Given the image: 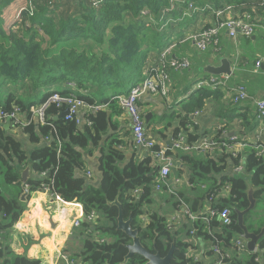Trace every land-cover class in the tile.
Segmentation results:
<instances>
[{
    "label": "trees",
    "instance_id": "16d2710c",
    "mask_svg": "<svg viewBox=\"0 0 264 264\" xmlns=\"http://www.w3.org/2000/svg\"><path fill=\"white\" fill-rule=\"evenodd\" d=\"M12 1L0 0V110L12 112L13 106H17L31 123L20 129L19 137L6 126L0 128V181L3 178V183L10 188L6 194L0 183V264H43L41 260L17 254L9 243V234L28 210L32 195L44 192V187L67 203L77 202L83 206L86 217L82 218L80 228L73 232L70 248H64L63 254L69 259H80L89 264L124 262L127 246L132 241L118 230L119 208L109 205L118 199L125 220L133 219L132 227L139 231L145 247L151 249L155 242L156 251L165 257L172 244L175 245L172 264H202L188 255L190 244L185 239L194 235L212 246L219 245L223 251H231L227 264H264V236L254 253L248 250L238 253L232 244L242 233L235 210L243 211L250 206L248 182L258 189L255 192L257 205L264 198V158L257 156L256 147L246 148L244 154L237 157L224 149L204 154L168 152L167 155L178 161V171L185 172L194 186L190 190H177V195L171 196L173 207L179 209L184 201L192 214L200 216L203 204L209 201L216 212L229 208L233 220L232 225L224 226L216 216L209 223L192 222L186 216L179 228L171 229L168 217L153 208L156 195L151 186L155 185L159 174L158 166L149 156L143 161L128 159L121 135L123 128L113 120L121 114L117 97L127 95L132 87L145 79V68L151 63L147 64L150 54L157 53V57L183 37L186 25L183 10L187 5L177 3L174 9L172 0H104L97 9L91 6V0H75V12L63 18L58 15L60 5L46 3L36 6L32 14L29 11L22 14L21 26L29 24L32 30L37 26L42 34L34 31L30 34L26 26L25 34L20 36L4 30L2 15ZM191 1L200 6L205 1L218 7L231 5L238 8L237 14L249 12L255 16V8L248 5L247 0ZM144 12L148 14L143 15ZM258 20L255 18L254 22ZM260 24L264 25V20H260ZM80 38L101 45L107 41L108 52L97 55L92 51L71 49L50 55L51 47ZM244 41L249 44L252 38H244ZM242 76L240 71H235L233 79L237 78L236 83L241 84ZM55 93L62 97L75 95L88 105L102 108L87 116L91 126L87 123L79 126L74 120L60 117L65 107L58 108L51 103L44 112V122H41L32 109L43 105ZM225 95L223 90H194L182 102L181 110L164 114L162 119L167 124L160 130V136L166 137L165 132L171 126L168 121L177 118L181 122L172 131L173 137L181 131L188 132L191 115L203 110L210 100L215 102L216 109L227 113L217 111L222 124L228 126L236 119H242V126L250 133L254 129L253 122L257 124V117L246 123L248 118H243L240 111L251 107L231 104L226 107L223 103ZM200 138L202 136L196 132L189 133L192 144ZM215 139L228 141L229 132L224 135L220 130ZM159 149V146L153 148L154 151ZM94 159L98 161V183L86 177L88 164ZM240 165L243 172L233 173V168ZM26 168L35 177L30 176L24 184L22 173ZM200 185L206 189H200ZM227 185H230L228 196L217 199ZM25 189L29 194L23 201ZM138 189L141 193L132 197ZM33 198L32 210H42L40 198H45L46 205L52 208L53 201L49 197L37 194ZM93 212L96 223L89 221ZM253 212L245 215V224L258 234L264 227V216L253 221ZM62 214H65L63 208ZM142 217H146V222ZM63 218V229L68 231L70 221ZM145 263L143 257L135 255L127 264ZM58 264L66 262L61 259Z\"/></svg>",
    "mask_w": 264,
    "mask_h": 264
},
{
    "label": "crops",
    "instance_id": "0c3cea01",
    "mask_svg": "<svg viewBox=\"0 0 264 264\" xmlns=\"http://www.w3.org/2000/svg\"><path fill=\"white\" fill-rule=\"evenodd\" d=\"M247 1H249L248 5H250L251 3L253 5L256 4L255 0H247ZM11 3L18 5L20 1L14 0ZM11 3L6 7L5 11H7V9L10 8V6L12 5ZM69 5L75 7L76 4L73 0H69ZM234 8L238 9L235 6ZM62 10H63V6L60 5L59 12ZM184 23L186 24L184 28L189 27L190 29L188 28V30H190L191 33L195 31H200L202 30L203 27L213 25L215 23V20H213V18L211 17H202L199 19L196 18L195 15L193 19H188ZM239 39L241 46H238ZM238 40L237 42H234L226 35H224L221 39V51L218 53L214 51L212 57L213 59L201 65L204 74H201L199 71L195 70V68L198 66V63L195 59H189L191 61V68L187 71L178 73L176 71L171 70L170 73L172 80L171 83L172 92L168 98H163L160 95L155 96L151 94H146V96L140 102V106L142 108V112L144 113L146 131L153 140H155L158 144L167 145V142H171L175 138L172 135V131L180 125L181 119L177 118L173 122L168 121V123H170L171 126L167 128L165 132L166 137L163 138L162 136H160L159 132L160 130L162 131L166 127L167 121L162 119V117L166 113L170 114L173 111L181 110L182 102L188 99L189 96L192 94V92H194L195 90L196 85H193V88H191L192 84H194L195 82L197 84L198 81L203 80L208 76H210V74L205 72V68L207 66H221V60L223 58H227L228 60H230L233 72L240 71L243 74L242 76L243 83L242 82L240 83L244 84L248 88L250 96L255 98L264 97V64L262 66L261 71L260 70L256 71L254 66L255 60H258L260 58L264 59V43L260 44V41L264 40V31L263 30L258 31L257 35H255L252 38V42L249 44L244 41V37L239 36ZM188 45H192L195 47L193 42L188 40L187 36H183L182 38L176 40L174 44L170 45L173 46L171 56L173 58H178V59L188 58L185 54L186 47ZM106 48H107V41L105 42L104 45H101L94 42L93 40H85L81 38L73 39L64 43H59L56 46L51 47V56L58 55L59 52H61L62 50H71V49H76L81 51H92L97 55H100L105 52ZM156 55L157 53L150 54L147 64L149 63V61L153 60L156 57ZM214 56L219 58L217 60H214ZM236 57H238L239 59L236 60ZM233 76L231 79V84H237L236 80L238 79L237 78L236 80L233 79ZM223 103L225 104L226 107L230 106L231 104L230 101L227 100L226 95L224 96ZM145 105H149L147 109H145L144 107ZM242 107L244 108L251 107L250 109H247V111H240V115L243 118H248L246 123H249L250 121L253 122L256 116L255 106L251 103H247L242 105ZM119 108L121 109V114L113 117V120L117 121L120 124V127L123 128L121 135L124 140L125 151L127 152L128 159L134 158L136 161H143L148 156L152 157L151 152L148 149L143 147L138 148L135 146L133 140L134 138L131 132L129 116L125 111H123V109L120 106ZM218 110L224 112V114H227L225 111H223V109L220 108L216 109L215 102L210 100L206 103L205 108L201 110L202 113L200 115L198 116L191 115V119L188 124L191 125V127H189L190 129L187 132L188 143H190L189 133L196 132L197 135L202 136L199 142L193 144V145H199L204 140H207L209 138H216L217 132L222 130L224 135L227 132H229V139L230 137H238L241 145L242 146L244 145V147H241L240 143L235 144L236 149L240 151V154H244L246 148L250 146L256 147L257 145L256 142L258 139L260 143L264 146V121L261 122L256 119L257 124L254 121L253 122L254 129L250 133H248L246 132L245 127L242 126V119H236L234 123H231L228 126L222 124L220 118H218L217 116ZM148 114L151 115L149 122L146 121V116ZM156 115L161 116L159 122L154 121V117ZM6 129H9L13 134H16L18 137L21 136L22 131L20 129L9 128V126H6ZM216 151L217 150H215V152ZM174 152L175 154L180 153V151H174ZM192 152H197V151H192ZM215 152L213 151L212 153ZM198 153L204 154L203 151ZM176 162L177 163L175 168L172 169L169 175L170 187L166 186L161 191V192H167L170 196L177 195L176 192L177 190L185 191L194 188V186L190 185L186 173L178 171L177 168L178 161L176 160ZM97 166H98V161L96 159L92 160L88 164L87 171L92 172L93 179H94V174L99 175ZM229 171L231 172V170ZM233 173L235 172L233 171ZM178 179H181L182 181L179 184L176 183ZM200 189L204 190L206 189V186L200 185ZM229 189H230V185H229ZM172 192H175L176 194H173ZM140 193H141V189H140ZM153 193L156 195V201L153 204V208L160 214H163L164 216L168 217L169 223L175 215L180 213L179 210L183 207V204L187 205L184 201H181L182 202L181 207L179 209H175L172 205L173 203L171 199L159 200L158 195L160 192H155L154 190ZM37 194H39L41 197L47 196L55 200L47 192L34 193L30 201L28 202V210L23 214L19 222L20 224H17L14 230L12 231V233L9 234V243L11 244V247L14 249V251L19 255H25L28 256L29 258L41 260L43 264H58L61 260L60 256L63 255L64 253V248L65 247L70 248L73 232L76 229L80 228V227L73 228L72 224L74 220L79 219L81 221L82 218H84L83 206L81 204L74 202L65 203L62 205L61 208L64 209L63 213L65 214L61 213V215L66 217L70 221L68 231H64V229H62L61 227L60 217H58L57 213L54 212V210L51 207H49V205H46L45 198H40L42 210L33 212L31 208V202L34 199L33 197ZM228 194L229 191L225 192L223 190L218 194L217 199L224 198L228 196ZM203 205H204L203 206L204 210L202 213H207L211 209L209 201L205 202ZM170 206H172L173 212L169 215H166L165 213L166 211H169ZM185 218L186 216L183 217L181 223L176 228H179L182 225V222ZM142 219L146 222V217H142ZM22 223L24 224V226L27 227L26 229L23 225H21ZM94 223L96 222L94 221ZM89 233H92V230L91 231L89 230ZM185 240L190 244V247L188 249L189 256L195 257V259H198V261L201 262L202 264H213V262L216 259V255L213 254L212 248L210 251H208L206 241H203L202 239L195 237V235L189 238L187 237V239ZM207 252H210V254L205 255V253ZM229 253L231 254V251ZM70 260L73 261L75 264H89L82 262L80 259H70Z\"/></svg>",
    "mask_w": 264,
    "mask_h": 264
},
{
    "label": "built area",
    "instance_id": "2783aa9c",
    "mask_svg": "<svg viewBox=\"0 0 264 264\" xmlns=\"http://www.w3.org/2000/svg\"><path fill=\"white\" fill-rule=\"evenodd\" d=\"M21 6L12 4L9 10L4 11L2 18L4 20L5 30L15 31L17 28H21L23 21V12L29 11L31 14L38 5L48 3L49 5H61L63 2L69 0H19ZM75 2V0H73ZM104 0H91L90 4L94 8H99ZM173 8L176 4L187 5V9L183 10V18L187 16L196 15V18L211 17L215 20V23L211 26L203 27L200 31L191 32L187 35L188 40L193 42L195 47L201 52H207L209 49H213L216 53L221 51V39L224 35L230 38L232 41L237 42L239 36L246 39H251L255 36L256 32L264 30V25L260 24V20H264V0H255L256 4L252 3L250 6L255 8V16L249 12L244 14H237V9L231 5H225L218 7L216 4L205 1L204 5L200 6L195 4L191 0H172ZM245 7H243L244 9ZM248 9V6L246 7ZM148 14L144 12L143 15ZM254 16V17H253ZM259 19L258 22H254V19ZM173 46L166 47L160 55L151 60L145 68V79L138 85L131 88L127 95H121L117 97L119 106L125 111L130 119L131 132L135 146L138 148H146L151 152L152 159L156 166L159 168V174L155 179L154 190L155 192H161L164 187L169 186V175L173 168L176 166V160L174 156L167 155L168 152L180 151V152H192L197 151L204 153L213 152L215 150L224 149L227 153L237 157L240 151L236 149V145L239 142L238 137H230L228 141L217 142L215 138H209L204 140L199 145H193L188 143V135L186 131L179 132L177 136L171 141L172 148L168 145L158 144L153 140L146 131L144 113L140 106V102L146 96V94L160 95L163 98H168L172 92L171 88V73L170 71H176L182 73L191 68V61L188 58H173L171 56ZM239 59L236 57V60ZM264 64V59L260 58L256 61L255 70L261 71ZM235 70V69H234ZM232 76L229 75H210L207 78L197 82L195 90L201 88H209L212 90H223L226 94L227 100L233 105H244L251 103L255 106L256 117L258 121H264V97L255 98L250 96L248 88L244 84H231ZM70 87H74L73 84H69ZM54 103L58 108L65 107L63 112L68 111L66 120H74L77 125L84 126L86 123L88 126L92 125V122L87 117L92 112L100 110L102 107L97 105H88L75 95L68 97H62L59 93L53 94L47 102L38 108H33L32 113L38 117V120L44 122V112L48 105ZM202 111H197L192 116H198ZM31 123L27 120L25 115L21 113L20 108L13 106L12 112H5L0 110V128L3 126H10L15 129H22ZM191 125H188L190 129ZM257 156L264 158V146L260 143L259 139L256 142ZM159 146L158 151H154L153 148ZM241 147L242 146L240 143ZM235 173L243 172V166L240 165L234 169ZM45 175V174H43ZM86 177L90 180L93 178V174L90 171L86 172ZM181 179H178L176 183H181ZM192 185V184H190ZM224 191H229V185L224 188ZM44 192L50 194V189L44 187ZM176 194L175 192H172ZM140 194V189L136 190L132 197ZM51 195V194H50ZM55 200L65 204L67 202L61 200L58 196L51 195ZM77 203V202H74ZM80 204V203H78ZM64 210V209H63ZM180 213L175 215L169 223L171 229L176 228L182 221L184 216H187L191 221L196 222L202 220L209 223L214 216L218 217L221 225L230 226L233 223L231 218L232 212L229 208H224L220 212H216L210 209L207 213H203L202 217L192 214L189 207L183 204V207L179 210ZM84 215V214H83ZM95 213H91L89 221L96 220ZM145 219V218H143ZM20 224V223H18ZM81 221L76 219L73 221L72 227L79 228ZM16 227V226H15ZM25 229L27 228L24 226ZM194 232H192L193 234ZM233 250L238 253H244L247 251V244L243 238L236 237L233 241ZM213 254L216 255V259L213 264H227L226 260L231 258L229 252L223 251L219 245L212 246ZM66 264H75L64 254L60 256ZM195 259V257H194ZM198 261V259H195Z\"/></svg>",
    "mask_w": 264,
    "mask_h": 264
},
{
    "label": "water",
    "instance_id": "95a60500",
    "mask_svg": "<svg viewBox=\"0 0 264 264\" xmlns=\"http://www.w3.org/2000/svg\"><path fill=\"white\" fill-rule=\"evenodd\" d=\"M205 72H207L210 75H229L233 76L234 72L232 70L231 62L227 58H223L221 60V66H207L205 68ZM68 115V111L63 112L60 117L65 118ZM151 115L148 114L146 116V121L149 122ZM167 145L169 148H172V143L167 142ZM34 178L35 175H30V169L26 168L22 173V180L25 184L29 177ZM154 191V186H151ZM258 189L254 188L250 182H248V191L247 195L249 198L250 206L246 210L239 211L235 210L237 219H238V225L240 226L242 233L237 235L236 237L243 238L247 244V250L250 253H254L258 250V243L259 240L264 236V227L262 228L261 232L258 234L252 232L249 230L248 226L245 224V215L248 214L250 211L255 210L257 206L258 199L255 198V192ZM29 194L28 189H25L24 194L22 196V200L24 201ZM110 206H117L119 208V216L117 219L118 222V230L122 231L125 235H127L131 239V244L127 246L128 248V254L125 257V260L122 264H127L130 259L133 258L135 255H139L143 257L146 261L145 264H172V260H174V250L175 245L172 244L168 254L165 257H162L160 252L156 251V244L153 242L152 248H147L141 243V239L139 237V231L137 229H134L132 227L133 219L129 218L128 220H125L123 216V210L122 205L118 201H114L113 203L109 204ZM83 217H86L84 214ZM155 252V253H154Z\"/></svg>",
    "mask_w": 264,
    "mask_h": 264
},
{
    "label": "rangeland",
    "instance_id": "374dc122",
    "mask_svg": "<svg viewBox=\"0 0 264 264\" xmlns=\"http://www.w3.org/2000/svg\"><path fill=\"white\" fill-rule=\"evenodd\" d=\"M18 5L21 6V2L18 3ZM61 5L63 6V10L60 11V12L58 13V15L61 16V17H63V18H66L69 14H73V13L75 12V10H76V8H75L74 6L69 5V1L63 2ZM8 10H9V8L7 9V11H8ZM7 11H6V12H7ZM193 18H194V15H192V16H187V17L185 18L184 22H185L187 19H193ZM26 26L28 27V28H27V32H28V33L31 34V33L34 31V32H36V33H40V34H42L41 31H40V29H39V27L35 26V29L32 30L31 28H29V24H27ZM26 26H24V25L21 26L20 30H19V28H17L14 32H12V34L20 35V36L24 35V34H25V30H26V29H25ZM188 28H189V27L184 28V31H183V33H182V36H187V35L190 33V30H188ZM189 29H190V28H189ZM4 30H5V29H4ZM5 31H6V30H5ZM6 32H8V31H6ZM263 43H264V40H261V41H260V44H263ZM233 45H234V44H233ZM105 46H106V45H105ZM238 46H241V44H240V39L238 40ZM234 47H235V46H234ZM107 52H108V48L105 49V52H104V53H107ZM213 52H214L213 49H209L207 52H201V51H199L196 47H194V46H192V45H188V46L186 47L185 54H186V56L188 57V59H195V60L197 61L198 66L195 68V70L199 71L201 74H204L201 65L213 59V58H212V57H213ZM53 54H54V53H53ZM50 55H51V53H50ZM214 55H215V54H214ZM218 58H219V57H218ZM218 58H217L216 56H214V60H217ZM193 85H196V82H195L194 84H192V87H191V88H193ZM195 87H196V86H195ZM39 99H41V97H40ZM148 106H149V105H145V106H144L145 109H147ZM160 118H161V116L156 115V116L154 117V121H155V122H159ZM92 179H93V178H92ZM93 181L96 182V183H98V182L100 181V175H98V174H94V179H93ZM0 183H1V185H2V188H3L4 192H5L6 194H8L9 191H10V188H9L7 185H5V184L3 183V178H1ZM158 198H159V200H160V199H164V200L167 199V200H168V199H171V196H170L167 192H160L159 195H158ZM171 200L174 201V199H171ZM175 200H176V199H175ZM172 209H173L172 206H170L169 211H166L165 214H166V215L171 214V213L173 212ZM33 210H34V212H37V209H36V208H33ZM263 216H264V198H263L262 200L259 201V203H258L256 209L254 210V212H253V214H252L251 219H252L253 221H258V220H261ZM96 219H97V218H96ZM206 242H207V249H208V251H210L211 248H212V245H211L210 242H208V241H206Z\"/></svg>",
    "mask_w": 264,
    "mask_h": 264
},
{
    "label": "bare ground",
    "instance_id": "6f19581e",
    "mask_svg": "<svg viewBox=\"0 0 264 264\" xmlns=\"http://www.w3.org/2000/svg\"><path fill=\"white\" fill-rule=\"evenodd\" d=\"M49 199H51V198H49ZM51 200L53 201L52 202V208H53L54 212L57 213L58 217H60V223H61V227L63 229V227H64V218L61 215V213H62V208H61L62 205H61V202L56 201V200H53V199H51ZM59 212H60V214H59Z\"/></svg>",
    "mask_w": 264,
    "mask_h": 264
},
{
    "label": "flooded vegetation",
    "instance_id": "af4514ba",
    "mask_svg": "<svg viewBox=\"0 0 264 264\" xmlns=\"http://www.w3.org/2000/svg\"><path fill=\"white\" fill-rule=\"evenodd\" d=\"M153 246V245H152ZM66 256V255H65Z\"/></svg>",
    "mask_w": 264,
    "mask_h": 264
},
{
    "label": "clouds",
    "instance_id": "9594fccd",
    "mask_svg": "<svg viewBox=\"0 0 264 264\" xmlns=\"http://www.w3.org/2000/svg\"><path fill=\"white\" fill-rule=\"evenodd\" d=\"M169 47V46H168Z\"/></svg>",
    "mask_w": 264,
    "mask_h": 264
}]
</instances>
